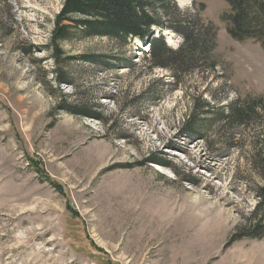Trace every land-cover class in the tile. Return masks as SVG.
I'll list each match as a JSON object with an SVG mask.
<instances>
[{
	"label": "rangeland",
	"instance_id": "rangeland-1",
	"mask_svg": "<svg viewBox=\"0 0 264 264\" xmlns=\"http://www.w3.org/2000/svg\"><path fill=\"white\" fill-rule=\"evenodd\" d=\"M175 1L204 4L218 28L209 75L177 82L151 70L136 42L102 37L62 44L58 64L48 44L63 0H0V264H264V237L227 245L255 202L243 181L253 128L233 149L219 124L183 129L188 95H264V49L227 33L226 0ZM86 52L122 63L76 58ZM57 70L74 86L57 83Z\"/></svg>",
	"mask_w": 264,
	"mask_h": 264
},
{
	"label": "trees",
	"instance_id": "trees-1",
	"mask_svg": "<svg viewBox=\"0 0 264 264\" xmlns=\"http://www.w3.org/2000/svg\"><path fill=\"white\" fill-rule=\"evenodd\" d=\"M226 2L229 11L223 14L222 20L226 23L227 33L237 40L256 39L264 49V0ZM203 11L204 4L194 1L191 7L182 8L175 0H63L62 8L53 20L48 49L59 64L63 54L61 45L67 42L102 37L117 44L118 48H126L137 40L149 46L144 55L151 70H166L177 82L195 71L209 75L217 66L214 51L218 28L201 16ZM155 29L160 32L157 36L153 34ZM164 30L180 36L176 48L166 43ZM76 58L105 67L103 69H110L109 61L122 63L118 55L108 53L86 52ZM70 59L72 57L67 56L65 60ZM55 80L74 86L71 75L61 70H57ZM188 96L189 110L183 123L186 135H204L212 125L219 124L224 130L220 141L225 149H233L239 148V130L253 128L246 154L249 172L243 176V181L255 202L241 216V223L227 245L243 238L264 237V125L260 124L264 95L235 98L225 104L215 102L214 96L211 98L215 103L202 99L200 94ZM64 107L71 114L82 112L100 119L98 115L83 112L85 108L70 103Z\"/></svg>",
	"mask_w": 264,
	"mask_h": 264
},
{
	"label": "bare ground",
	"instance_id": "bare-ground-1",
	"mask_svg": "<svg viewBox=\"0 0 264 264\" xmlns=\"http://www.w3.org/2000/svg\"><path fill=\"white\" fill-rule=\"evenodd\" d=\"M160 32L158 31V30H156L155 29V35L157 36L158 34H159ZM164 33H165V36L167 37V39L168 40H170L171 39V32L168 30H164ZM134 42H136V43H134V46L137 48V49H139L140 47H142L141 45H142V42H137V40L136 41H134ZM148 49H147V47L144 49V51H147Z\"/></svg>",
	"mask_w": 264,
	"mask_h": 264
},
{
	"label": "water",
	"instance_id": "water-1",
	"mask_svg": "<svg viewBox=\"0 0 264 264\" xmlns=\"http://www.w3.org/2000/svg\"><path fill=\"white\" fill-rule=\"evenodd\" d=\"M138 42V41H137Z\"/></svg>",
	"mask_w": 264,
	"mask_h": 264
}]
</instances>
